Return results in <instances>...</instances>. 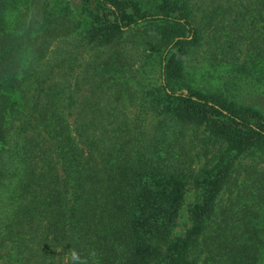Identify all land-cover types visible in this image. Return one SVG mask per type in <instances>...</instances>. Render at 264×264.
Returning <instances> with one entry per match:
<instances>
[{
  "label": "trees",
  "instance_id": "obj_1",
  "mask_svg": "<svg viewBox=\"0 0 264 264\" xmlns=\"http://www.w3.org/2000/svg\"><path fill=\"white\" fill-rule=\"evenodd\" d=\"M77 1L0 0V264H262L264 173L219 197L264 152V0Z\"/></svg>",
  "mask_w": 264,
  "mask_h": 264
},
{
  "label": "rangeland",
  "instance_id": "obj_2",
  "mask_svg": "<svg viewBox=\"0 0 264 264\" xmlns=\"http://www.w3.org/2000/svg\"><path fill=\"white\" fill-rule=\"evenodd\" d=\"M65 2L68 0H64ZM71 2L74 3V5L78 4L77 0H71ZM140 39L139 37L136 38H129L126 42L127 47L134 46L138 44ZM65 46V45H64ZM67 49L68 47L65 46ZM129 62L127 61L126 64ZM233 66L231 65H223L218 66L214 63H195L192 62L190 64V70L191 74H193V82L192 85L198 89L199 91H211L212 93L218 92L219 90L225 91L227 94H234L241 96L242 99L247 101L248 103H254V99L258 98V94L262 92L261 89H258L254 87L251 83H240L238 84V88L230 87L228 82L230 79L235 78L233 76ZM150 69L148 68L147 73H139L136 75V78L130 79V85L136 86L137 83L140 84L139 88L141 87H153L157 83V77L156 73H153V70L149 72ZM134 76V75H133ZM132 76V77H133ZM128 94H130L127 91ZM259 99V98H258ZM261 101V100H259ZM204 164L203 159H199L195 164V169L198 170L202 165ZM215 162H211V165H209L208 170H210L213 166H215ZM256 173H264V152L261 153L257 158H247L244 159L235 166L234 172L231 174V181L227 185L229 189L227 190V193L221 195L220 198L224 197V201L231 198L233 199L235 196V193L237 192V188L234 186V184L239 181V183H242L244 179H249L250 177L254 176ZM241 195V194H238ZM203 194L201 191H196L193 187V185L188 186V190L184 197V203L180 209L178 218L176 220V225L174 227L173 236L182 238L185 236L186 232L190 229L192 223L190 219V210L192 206L196 203L202 202ZM218 204H220V201H218ZM207 234H205V237ZM262 264L264 263V251L262 252ZM200 259H197V263H201V260L203 261L204 255H198Z\"/></svg>",
  "mask_w": 264,
  "mask_h": 264
}]
</instances>
